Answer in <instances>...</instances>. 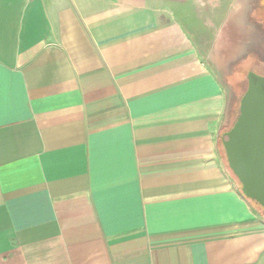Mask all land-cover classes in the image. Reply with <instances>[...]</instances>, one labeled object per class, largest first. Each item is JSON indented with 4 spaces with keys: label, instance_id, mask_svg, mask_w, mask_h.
Wrapping results in <instances>:
<instances>
[{
    "label": "crops",
    "instance_id": "obj_1",
    "mask_svg": "<svg viewBox=\"0 0 264 264\" xmlns=\"http://www.w3.org/2000/svg\"><path fill=\"white\" fill-rule=\"evenodd\" d=\"M260 5L0 0V264H264L211 65Z\"/></svg>",
    "mask_w": 264,
    "mask_h": 264
},
{
    "label": "water",
    "instance_id": "obj_2",
    "mask_svg": "<svg viewBox=\"0 0 264 264\" xmlns=\"http://www.w3.org/2000/svg\"><path fill=\"white\" fill-rule=\"evenodd\" d=\"M238 114L222 135L228 167L245 197L264 210V76L250 71Z\"/></svg>",
    "mask_w": 264,
    "mask_h": 264
},
{
    "label": "rangeland",
    "instance_id": "obj_3",
    "mask_svg": "<svg viewBox=\"0 0 264 264\" xmlns=\"http://www.w3.org/2000/svg\"><path fill=\"white\" fill-rule=\"evenodd\" d=\"M260 3L261 5L256 7L252 19L254 20V22L259 24L256 26L263 25L264 27V0H260ZM210 49L213 50L215 48ZM221 49V54L222 56L224 55L222 59H228V61H225L223 63L222 60L218 58L221 54L217 51L218 48H216V55H214L215 58L211 59V65L216 73L220 76L227 93L229 122L225 128L226 130L224 129L225 131H227L231 128L238 114L240 99L242 98L248 86V73L250 71L256 72L257 74L261 75L262 73H264V41L257 40L254 46L242 49V53L240 52L237 55L226 54L225 52L230 51L229 48ZM221 156L224 166L231 173L222 145ZM238 185L241 189V185L239 182ZM254 205L257 206L256 203Z\"/></svg>",
    "mask_w": 264,
    "mask_h": 264
},
{
    "label": "trees",
    "instance_id": "obj_4",
    "mask_svg": "<svg viewBox=\"0 0 264 264\" xmlns=\"http://www.w3.org/2000/svg\"><path fill=\"white\" fill-rule=\"evenodd\" d=\"M221 145H222V148H223V144H222V140H221ZM228 164V163H227ZM242 192V191H241ZM252 201V200H251ZM252 202H254V201H252ZM255 203V202H254Z\"/></svg>",
    "mask_w": 264,
    "mask_h": 264
},
{
    "label": "flooded vegetation",
    "instance_id": "obj_5",
    "mask_svg": "<svg viewBox=\"0 0 264 264\" xmlns=\"http://www.w3.org/2000/svg\"><path fill=\"white\" fill-rule=\"evenodd\" d=\"M263 64H264V62H263ZM256 73V72H255ZM259 75H261V74H259ZM262 76H264V73H262Z\"/></svg>",
    "mask_w": 264,
    "mask_h": 264
}]
</instances>
